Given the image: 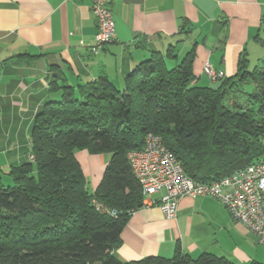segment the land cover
Wrapping results in <instances>:
<instances>
[{
    "label": "trees",
    "instance_id": "trees-1",
    "mask_svg": "<svg viewBox=\"0 0 264 264\" xmlns=\"http://www.w3.org/2000/svg\"><path fill=\"white\" fill-rule=\"evenodd\" d=\"M168 52L173 57V53ZM193 49L173 66L153 50L122 87L102 77L63 86L47 102L31 131L33 160L13 166L12 183L0 182V264H235L211 253L192 259L122 261L121 228L143 205L127 152L143 148L147 133L161 137L194 180H207L264 158V64L215 86L199 85ZM109 152L91 192L75 151ZM116 210L99 212L91 198Z\"/></svg>",
    "mask_w": 264,
    "mask_h": 264
},
{
    "label": "crops",
    "instance_id": "crops-1",
    "mask_svg": "<svg viewBox=\"0 0 264 264\" xmlns=\"http://www.w3.org/2000/svg\"><path fill=\"white\" fill-rule=\"evenodd\" d=\"M109 7L115 38L93 53L97 20L90 0H0L2 184L12 183L13 166L30 160L34 119L47 102L60 100L63 86L106 77L122 87L153 50L173 66L193 49V73L205 86L218 82L204 73L206 62L226 78L241 63L245 70L264 64V0H110ZM74 154L94 191L109 154ZM120 240L115 253L122 261L170 258L178 249L192 259L211 253L235 264H264V245L208 196H183L173 218L156 204L142 205L129 214Z\"/></svg>",
    "mask_w": 264,
    "mask_h": 264
},
{
    "label": "built area",
    "instance_id": "built-area-1",
    "mask_svg": "<svg viewBox=\"0 0 264 264\" xmlns=\"http://www.w3.org/2000/svg\"><path fill=\"white\" fill-rule=\"evenodd\" d=\"M97 20V31L89 46L96 53L104 44L115 38L110 0H90ZM237 1V0H236ZM203 71L211 81L224 77L225 73L206 62ZM29 158L34 159L30 154ZM133 176L139 183L143 205L156 204L167 218H173L183 196H208L220 201L232 219L241 222L264 245V158L227 175L194 180L183 170L179 161L163 143L160 136L147 133L142 149L127 152ZM160 192L158 198H153ZM95 210L115 216L116 210L91 198Z\"/></svg>",
    "mask_w": 264,
    "mask_h": 264
},
{
    "label": "rangeland",
    "instance_id": "rangeland-1",
    "mask_svg": "<svg viewBox=\"0 0 264 264\" xmlns=\"http://www.w3.org/2000/svg\"><path fill=\"white\" fill-rule=\"evenodd\" d=\"M168 65H170V64H168ZM85 151L89 152L87 149H85ZM104 153L109 154V156H110V153H109V152H104ZM87 188H88L89 191H91V190H90V187H89V184H88ZM91 192H93V191H91ZM262 245H263V244H262Z\"/></svg>",
    "mask_w": 264,
    "mask_h": 264
}]
</instances>
